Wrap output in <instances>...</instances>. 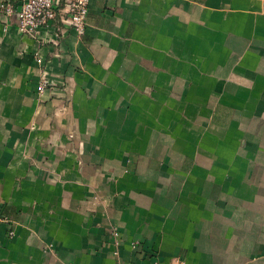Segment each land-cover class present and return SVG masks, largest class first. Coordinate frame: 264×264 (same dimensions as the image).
<instances>
[{
	"label": "crops",
	"instance_id": "crops-1",
	"mask_svg": "<svg viewBox=\"0 0 264 264\" xmlns=\"http://www.w3.org/2000/svg\"><path fill=\"white\" fill-rule=\"evenodd\" d=\"M153 261L264 264V0L0 12V264Z\"/></svg>",
	"mask_w": 264,
	"mask_h": 264
},
{
	"label": "built area",
	"instance_id": "built-area-1",
	"mask_svg": "<svg viewBox=\"0 0 264 264\" xmlns=\"http://www.w3.org/2000/svg\"><path fill=\"white\" fill-rule=\"evenodd\" d=\"M90 0H21L19 9L13 4L0 5V12L8 17L15 16L20 33L37 37L39 30L48 27L57 18L72 29L77 35H83L86 29V17ZM48 80L43 77L38 90L43 93L48 87ZM118 236L117 232L113 233ZM138 242L132 244L137 246ZM151 264H159L153 261Z\"/></svg>",
	"mask_w": 264,
	"mask_h": 264
}]
</instances>
